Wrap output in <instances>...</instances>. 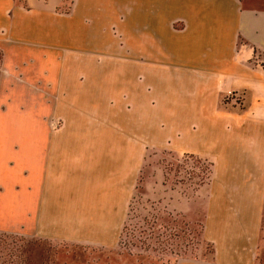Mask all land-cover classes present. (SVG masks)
Returning a JSON list of instances; mask_svg holds the SVG:
<instances>
[{
	"label": "crops",
	"instance_id": "1",
	"mask_svg": "<svg viewBox=\"0 0 264 264\" xmlns=\"http://www.w3.org/2000/svg\"><path fill=\"white\" fill-rule=\"evenodd\" d=\"M0 52V84L29 91V112H15L12 129L0 125V218L14 233L114 249L153 150L211 164L193 198L203 202L211 254L176 264H254L264 9L240 0H0Z\"/></svg>",
	"mask_w": 264,
	"mask_h": 264
},
{
	"label": "rangeland",
	"instance_id": "2",
	"mask_svg": "<svg viewBox=\"0 0 264 264\" xmlns=\"http://www.w3.org/2000/svg\"><path fill=\"white\" fill-rule=\"evenodd\" d=\"M240 1L245 6L264 9V0ZM19 94L23 97L20 105L15 103ZM28 101V89L15 88V84L7 82L0 84V125L12 129L10 118L19 109L22 114L28 113ZM145 154L114 249L23 237L12 231L13 224L0 218V231L4 233L1 238L9 247L24 250L27 264H176L182 259L208 257L210 248L202 238L203 202L193 201L198 185L205 184L208 161L153 150ZM254 264H264V206Z\"/></svg>",
	"mask_w": 264,
	"mask_h": 264
},
{
	"label": "trees",
	"instance_id": "3",
	"mask_svg": "<svg viewBox=\"0 0 264 264\" xmlns=\"http://www.w3.org/2000/svg\"><path fill=\"white\" fill-rule=\"evenodd\" d=\"M0 65H1V52H0ZM208 166H209V171H208V175L205 177V183L208 181L211 172L210 169L211 164L209 162H208ZM201 185H203V183H200L198 187ZM1 234L4 233L0 232V235ZM2 251H5V253H3ZM24 252H25L24 250L18 251L17 248H13L12 246L9 247L7 244H5V242L0 236V264H27L29 263V261H27L28 256L24 254ZM210 254H211V249H210Z\"/></svg>",
	"mask_w": 264,
	"mask_h": 264
}]
</instances>
